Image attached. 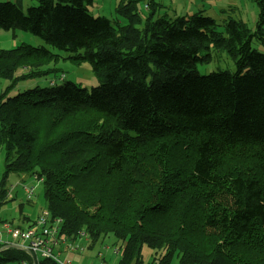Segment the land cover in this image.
<instances>
[{
  "label": "trees",
  "instance_id": "trees-1",
  "mask_svg": "<svg viewBox=\"0 0 264 264\" xmlns=\"http://www.w3.org/2000/svg\"><path fill=\"white\" fill-rule=\"evenodd\" d=\"M36 1L24 11L23 0H0V28L89 62L100 84L52 79L10 95L62 55L28 43L0 48L9 80L0 92L1 184L11 172L44 177L60 234L90 246L114 236L118 264H143L145 245L158 264H264V0L254 27L203 10L143 20L139 0L120 1L130 22L115 25L91 13L95 0ZM212 48L227 51L236 71L199 73ZM25 259L17 247L0 249V264Z\"/></svg>",
  "mask_w": 264,
  "mask_h": 264
},
{
  "label": "rangeland",
  "instance_id": "rangeland-1",
  "mask_svg": "<svg viewBox=\"0 0 264 264\" xmlns=\"http://www.w3.org/2000/svg\"><path fill=\"white\" fill-rule=\"evenodd\" d=\"M121 0H95L94 5L90 6L93 15H101L108 17L115 25L118 19L122 24L130 22V18L117 10V6ZM127 2L128 0H122ZM150 0H139L136 2V8L143 20L149 13L155 12V16L166 15L170 18L193 14L203 10L205 15L212 16L223 22L226 18L243 20L249 27H254L258 18L257 11L260 5L257 0H154L158 4L152 3L151 8H147L146 4ZM37 4L36 0H23V9L27 11L29 6ZM135 23H138L136 21ZM141 26L142 24H138ZM224 31V27L220 28ZM22 43H28L33 46H47L55 53L61 54V58L53 61L51 64L53 72L43 74L36 77H30L18 80L14 90L10 95H15L29 88L39 86H48L50 81L55 79L58 84L67 81H74L76 84L87 89L100 84V80L93 71L91 64L87 61L73 60L69 57V53L50 46L43 38L31 32L22 29H4L0 28V48L11 49ZM257 45V43H255ZM212 59L207 62H198L196 69L201 74L210 73L219 70L236 71L237 66L235 60L227 51L212 48L210 50ZM65 74V81L60 77ZM9 84V80L0 77V92ZM4 150H0V185L3 193L0 194V217L8 218L15 226H27L29 221H25V216L31 221H35L38 216L46 209V202L43 197V186L37 185L34 196L29 199L24 189V184L36 185V180L30 176L32 174L9 173L8 180L5 184H1L4 176ZM35 174V173H33ZM14 186V189L12 187ZM13 192L12 199L9 195H3L6 191ZM4 200H8L4 202ZM30 221V222H31ZM80 250L73 252H63L61 258L71 261L72 264H118L121 254V246L116 242V238L112 235L102 237L93 246L83 237L76 241ZM119 250V254L116 251ZM100 254L102 256H100ZM143 264H158L154 261V252L148 246H144L142 250ZM1 264H19L18 261H8ZM170 264H180L177 257L171 259Z\"/></svg>",
  "mask_w": 264,
  "mask_h": 264
},
{
  "label": "built area",
  "instance_id": "built-area-1",
  "mask_svg": "<svg viewBox=\"0 0 264 264\" xmlns=\"http://www.w3.org/2000/svg\"><path fill=\"white\" fill-rule=\"evenodd\" d=\"M64 78L65 74H62L60 79ZM30 177L36 180V185L24 184L23 186L28 198L32 199L36 186L38 184L43 186L44 177L38 173L32 174ZM12 189H14V186ZM2 193L3 188L0 185V194ZM5 195H9L12 198V190H7ZM60 223L59 219L52 220L47 209L30 226L26 227L15 226L11 221L0 217V249L17 247L31 255V262L25 259L21 264H38L42 258L52 259L58 264H72L71 261L64 260L61 256L63 252L78 251L80 247L76 243L77 240H71L60 234ZM116 253L118 254L119 250ZM100 256L102 255L100 254Z\"/></svg>",
  "mask_w": 264,
  "mask_h": 264
},
{
  "label": "crops",
  "instance_id": "crops-1",
  "mask_svg": "<svg viewBox=\"0 0 264 264\" xmlns=\"http://www.w3.org/2000/svg\"><path fill=\"white\" fill-rule=\"evenodd\" d=\"M258 14H259V11H257V13H256V16H257V18H258ZM33 221H31L30 223H32ZM29 225V224H28Z\"/></svg>",
  "mask_w": 264,
  "mask_h": 264
}]
</instances>
